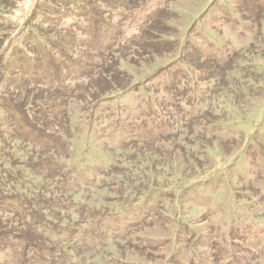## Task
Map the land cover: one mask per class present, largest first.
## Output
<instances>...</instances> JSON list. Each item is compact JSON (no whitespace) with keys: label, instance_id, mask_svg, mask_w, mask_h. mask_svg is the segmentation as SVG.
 Here are the masks:
<instances>
[{"label":"rangeland","instance_id":"374dc122","mask_svg":"<svg viewBox=\"0 0 264 264\" xmlns=\"http://www.w3.org/2000/svg\"><path fill=\"white\" fill-rule=\"evenodd\" d=\"M86 1L0 0V264L23 263L25 237L4 234L30 233L5 223L36 200L68 228L32 240L48 264H264V0ZM178 70L188 125L159 105Z\"/></svg>","mask_w":264,"mask_h":264},{"label":"trees","instance_id":"16d2710c","mask_svg":"<svg viewBox=\"0 0 264 264\" xmlns=\"http://www.w3.org/2000/svg\"><path fill=\"white\" fill-rule=\"evenodd\" d=\"M71 1H78V3H83L84 6H87V7L90 6L89 3L86 0H84V1H82V0H71ZM71 4H74V2H71ZM58 11H59L58 14L62 15V12H60L59 9H58ZM98 21H99L98 19L94 20V23H97ZM100 29H101L100 27L99 28L95 27L96 31L93 33V36L94 35L95 36H94V38L92 36L94 42L93 43L91 42V43H92L93 47L96 46V50L100 49L99 48V43L103 42L102 40L99 39V38H101L100 37V32H101ZM38 40H39V37H36L33 41H38ZM96 42H97V44H96ZM88 45H89V47L91 46V44H89V43H88ZM81 47H83V46H81ZM38 49L42 50L43 48H38ZM96 53H98V52L96 51ZM97 55L103 56L102 54H99V53ZM47 59L48 58L46 56L45 57H41V60L38 59L37 61H34V64H30L29 62L25 63L24 61H21V63H24L23 76L25 78H23V76H22V79H19V81L21 83H26V82H23V79H26V77H27V75L24 74V72H25V73L28 74V77H27L26 81H29V83H34L35 80H34V77H33L32 74L35 75L37 73V71H38L37 68L40 67L39 65L41 63L43 64V61H46L47 64L50 67H52L51 63H50L51 61H48ZM85 66L90 67L89 72L91 74L95 72V68L92 67L91 65L87 64ZM53 68H54V70L49 71V73L52 74L51 76L60 77L59 73H60L61 67L58 68L57 66H54ZM12 69L13 70L17 69L16 65H14V67ZM178 71H180V72H178V73L175 72V73L171 74L172 79L169 78V80H166L165 81V85L162 88L163 91L165 90L169 94H170V92L173 94V98H172L171 102H174V103L176 102V103L174 104V103H170V102H167V101L164 100L159 105H162V108L163 109L165 108V110H166V105H167V107H171L172 108L171 113H170L171 114V118L176 117L177 119H179V121H182L183 123H185L184 125H188V124L193 122L192 120H194L195 118H198L200 115L195 116L196 115L195 114V110H193L195 105H197V104H195L196 98H194L193 95H190V94H192L193 90L191 88L188 89V87H187V85L189 84L188 83V80H189L188 74L189 73H184V70H178ZM87 73L88 72H85L86 75H87ZM181 81H184V82L187 81V82H186V84H182ZM45 89L50 90L49 92L51 94H61L62 96L66 95V93L68 92L70 97H71L75 93L74 89H67V92H66V90H64L62 88L55 89V88H51V87H45ZM182 103H184L185 105L188 106L187 107L188 110L182 109V106H181ZM62 106L64 107V105H62ZM43 108L42 109L45 110V111H50L51 113L55 112V114L58 112L57 113L58 115L62 114L63 116H65V113H68V109L66 111L63 110V112H60L59 109H63V108H60V106H55V105H48L47 106V104H45L43 106ZM8 114L9 115H14L15 118L19 117L21 119V121H18V122L16 121L17 125H19V126L20 125H24L22 129L20 127H18V129L20 130V131H18V133L22 134L26 130L30 131L31 133L32 132H34V133H38L39 132V130H35L34 131V129L32 131V128L30 126L26 127L25 124L22 123V120L24 119V116H23V114L21 112H19V109H17V108L15 109V107L13 109H8ZM155 116H156V112L153 110L152 107H150L149 110H147V118H151L152 127L151 128H147V133H148V135L150 137H154L155 136V137H158L159 140L160 139H164L165 137H167L168 134L167 133L165 134V130L163 131V129H165L164 127H167L168 125L165 124L164 121L161 118H156V117H159L158 115L156 117ZM158 128H161V129H158ZM24 134L25 133H23V135ZM44 139H46V138H44ZM151 140H154V139L148 138V140H142V141L139 140V142H145L144 144H149L151 142H156V141H151ZM52 143H55V142L53 141ZM41 147L44 148V150H47V151H50L53 148H55V151L60 150V148H58V146H54V145H53V147H50V146H46V147L41 146ZM5 199H6L5 197L0 195V214L2 213L3 210H6V205H4V203H5L4 200ZM36 202L38 203L37 207H40V208H38V209L36 208V209L33 210V208H30V205H28V203L26 201H22V206H21L22 210L27 208L28 212L20 211V212H18V215H17L16 219L10 220V219L7 218L6 219L7 221L5 223L6 224L5 227L8 228V229H10V228L13 229V225L12 224H15L19 229H23L25 231L24 233H28V232L30 233V236H23L21 234H17V232H13V233L10 232V233L4 234L5 236L8 235L10 238L15 237V235H19L18 237H20V238L25 237L26 243H25V246H24V252L19 249L20 252L22 251L20 255L24 256V258H25L22 264H38V263L39 264H43V263L48 264L49 262L46 259H44L43 256L41 255V253L44 252V251L42 249H39L36 246V242H33L32 240L33 239L42 240L43 242L44 241H48L49 238L47 237V233H53L52 230L68 229L67 227L54 226L55 224L50 223L49 221H46L44 217L37 215L36 212L40 211V209H42V207H45L46 204L49 205V203L46 202V201L42 202V200H36ZM24 205H25V207H23ZM56 206H58V205H56ZM65 209L66 210L64 212L67 211V208H65ZM82 213H83V211H80V214H82ZM115 218L116 217H110L109 219L110 220H115ZM0 219H4V218L0 217ZM49 219H52L54 222L58 221L57 218H55L53 216H51ZM57 227H61V228H57ZM57 234L61 235V233H57ZM2 238H5V237L3 236ZM20 241H22L24 243V239H21ZM56 243H58V241ZM58 244H60V243H58ZM66 250H68V247L66 248ZM72 252L73 251L71 250L70 253H72ZM24 253H26V255ZM19 259L21 261L20 257H19Z\"/></svg>","mask_w":264,"mask_h":264}]
</instances>
